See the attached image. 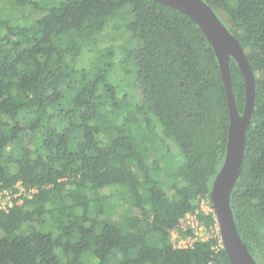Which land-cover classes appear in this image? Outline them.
Returning <instances> with one entry per match:
<instances>
[{
	"label": "trees",
	"instance_id": "obj_1",
	"mask_svg": "<svg viewBox=\"0 0 264 264\" xmlns=\"http://www.w3.org/2000/svg\"><path fill=\"white\" fill-rule=\"evenodd\" d=\"M9 1L41 15L0 19V192L17 184L28 192L0 210V264H84L85 257L96 264H230L219 236L184 248L169 239L187 216L216 226L201 206L222 168L229 112L215 53L197 25L151 0ZM203 1L237 39L254 77L230 206L240 238L264 264V0ZM109 27L128 36L118 85L112 49L89 67L75 65ZM229 67L241 114L244 80L232 59ZM119 89L130 92L123 103L138 101L125 107ZM152 117L161 128L153 137L182 156L176 166L163 159L168 192L157 179L160 162L147 163L153 143L143 145L136 134ZM117 200L130 211L119 224L110 218Z\"/></svg>",
	"mask_w": 264,
	"mask_h": 264
},
{
	"label": "water",
	"instance_id": "obj_2",
	"mask_svg": "<svg viewBox=\"0 0 264 264\" xmlns=\"http://www.w3.org/2000/svg\"><path fill=\"white\" fill-rule=\"evenodd\" d=\"M176 10L189 18L206 37L219 66L228 104L229 126L221 170L215 176L209 193L219 238L230 264H257L240 238L230 206L232 191L240 175L245 153V139L254 108L255 88L245 52L237 39L224 26L214 10L203 0H151ZM232 59L244 80L245 105L237 110L230 74Z\"/></svg>",
	"mask_w": 264,
	"mask_h": 264
},
{
	"label": "rangeland",
	"instance_id": "obj_3",
	"mask_svg": "<svg viewBox=\"0 0 264 264\" xmlns=\"http://www.w3.org/2000/svg\"><path fill=\"white\" fill-rule=\"evenodd\" d=\"M41 14L37 11L27 9V8H17L9 0H0V19H4L7 21H11L14 19H23L25 22H31L32 19H36ZM128 38L127 32L124 28L120 29H112L111 27L107 28L101 35L98 36L97 41L95 42V45L93 46L94 49H92V52L89 51V49L85 50L82 54L79 55L78 59L75 62V65L78 68H86L89 67L92 60L96 57L97 53H99L102 49H112L111 51L114 54V62L115 65L110 71L112 81L113 83L119 84V78L122 76V71L124 63L121 61L123 60L122 57V51L121 46L125 42V40ZM127 67V66H126ZM128 69L134 73L135 66L132 64V61L129 62ZM124 80V79H123ZM123 87L127 86V80H124ZM125 93H130L128 90L124 92V89H119L117 92L118 98L123 103V96ZM131 95V94H130ZM129 95V96H130ZM131 97V96H130ZM135 103L138 101L137 96L132 97L129 102L125 101L123 105L126 106H133L131 102ZM136 118L137 121H141L143 116H146V112L142 111V113L137 112ZM151 121L149 122L150 128L146 130L144 126L143 129L140 128V130L136 131L137 138L140 142H142L143 145L147 146L146 143L151 144L149 146L154 147L156 149V152L154 151V148L152 150H149L148 153V159L147 163L151 165L153 168V162L157 160V162L162 165L161 171L157 174V179L159 182H161L162 188L165 192L169 191V182L168 179V170L166 169L165 161L163 160L164 157H167V161L170 165H177L178 163H181L182 156L179 154L178 148L176 145L171 143L170 141H167L165 146H161L159 144V139H155L153 136L154 134L158 133V130H160V124L156 121L154 117H152ZM158 142V143H157ZM33 144V137L31 135H27L24 138V145L26 147H31ZM156 145V146H155ZM13 147H9L7 149L8 151L14 152ZM15 153V152H14ZM159 158H161V161H158ZM165 164V165H164ZM109 193V191H101L100 194ZM117 197H112L111 200H116ZM213 211L212 203L211 201H205L202 207V212L204 213H211ZM129 207L128 202L126 200L123 201H116L115 207L112 208V213H110V218L113 223L119 224L121 222L123 216H126L128 214ZM218 235V232L216 229H205L201 227L195 218V216H187L185 220H183L182 226L179 230L172 232L169 235V239L174 245V247L177 248H184L190 246L192 243L197 241H207L211 238H214ZM154 238L157 239L156 236ZM84 264H96V260L93 258L85 257L83 259Z\"/></svg>",
	"mask_w": 264,
	"mask_h": 264
},
{
	"label": "built area",
	"instance_id": "obj_4",
	"mask_svg": "<svg viewBox=\"0 0 264 264\" xmlns=\"http://www.w3.org/2000/svg\"><path fill=\"white\" fill-rule=\"evenodd\" d=\"M26 196L28 197V192H26L23 188H21L19 184H17L14 190L12 191L11 190L1 191L0 192V210L7 212L13 206L16 200H20L21 198L26 197ZM204 203L205 201L202 203L201 211H202V207ZM212 212L214 213V211ZM214 229H216V231L218 232L217 223ZM218 235H219V232H218Z\"/></svg>",
	"mask_w": 264,
	"mask_h": 264
}]
</instances>
